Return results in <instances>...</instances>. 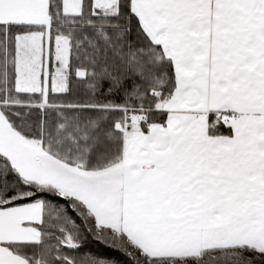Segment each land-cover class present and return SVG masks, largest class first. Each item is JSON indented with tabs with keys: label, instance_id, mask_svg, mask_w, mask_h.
<instances>
[{
	"label": "snow or ice",
	"instance_id": "snow-or-ice-1",
	"mask_svg": "<svg viewBox=\"0 0 264 264\" xmlns=\"http://www.w3.org/2000/svg\"><path fill=\"white\" fill-rule=\"evenodd\" d=\"M0 264H264V0H0Z\"/></svg>",
	"mask_w": 264,
	"mask_h": 264
}]
</instances>
